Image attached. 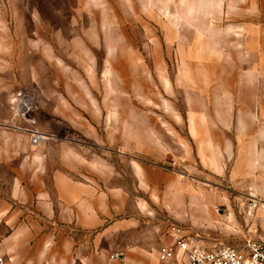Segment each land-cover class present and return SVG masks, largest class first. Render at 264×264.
Returning <instances> with one entry per match:
<instances>
[{"label":"rangeland","instance_id":"1","mask_svg":"<svg viewBox=\"0 0 264 264\" xmlns=\"http://www.w3.org/2000/svg\"><path fill=\"white\" fill-rule=\"evenodd\" d=\"M148 8L147 0H0V97H10L13 117L11 97L30 93L36 128L50 136L32 147L29 135L14 128L27 124L12 118L0 195L12 188L36 196L34 183L12 182V176L35 173L36 157L63 153L77 159V180L106 194L113 221L127 225L106 242L108 250L133 249L139 261L157 264V250L173 227L211 248L264 242V149L249 148L262 138L260 119L243 113L259 109L264 87L246 84L245 57L228 48L230 39L182 38L191 46L180 53L164 20ZM120 19L128 38H120ZM154 46L164 52L154 54ZM215 46H227L226 54L214 53ZM50 47L51 60L43 56ZM220 107L237 111L228 139L213 116ZM217 141H229L234 156L213 164ZM242 153L250 159L237 161ZM252 201L257 205L250 211Z\"/></svg>","mask_w":264,"mask_h":264},{"label":"crops","instance_id":"2","mask_svg":"<svg viewBox=\"0 0 264 264\" xmlns=\"http://www.w3.org/2000/svg\"><path fill=\"white\" fill-rule=\"evenodd\" d=\"M147 2L148 11L164 20L167 27L166 36L177 40L178 52L190 50L191 45H188L190 43L182 38L195 36L215 37L226 41L230 39L228 48H234L239 58L245 57L243 72L247 78L246 84L264 87V0H147ZM136 4L140 6L142 1L134 5ZM127 29L129 27L120 19V38L121 36L123 39L128 38ZM235 42L239 43L237 47L234 45ZM44 43L45 39L42 38L40 45L38 42V47ZM199 43H196L197 47H200L198 53L201 52ZM156 47L154 46L152 51L154 54L173 52V47L168 49L167 44L164 51H159ZM226 47L215 46L216 51L213 52L224 55ZM44 52L43 56L47 59L54 55L51 47ZM0 67H3L1 63ZM214 68H217L215 64ZM219 69H226L221 62ZM223 75V79L227 80L226 72ZM231 83L220 82L221 85H232ZM2 86L0 82V87ZM39 86L41 87V84ZM1 91L3 92L2 89ZM4 91L8 92L6 89ZM9 98L0 97V166L9 160L6 154L12 143L10 124L13 117L7 109ZM219 98L222 102L228 103L234 100V97ZM59 100L67 102L64 97ZM259 100V109L243 111L245 117L250 118L252 122L253 119H260L258 133L262 138L251 143L250 149L253 147L264 149L259 147V142L261 146L264 145V97H260ZM250 101L253 102V99ZM3 103L5 108L2 110ZM213 111V116L219 118L221 133L225 135L223 139H228L230 132L228 128L231 125L229 119L235 116L237 111L221 107ZM61 116L64 117V113H61ZM203 116L206 118L207 114ZM189 128L193 133L197 132L192 121ZM213 131L216 133L217 127ZM55 148L64 149L60 145H55ZM212 150L216 151L215 154L212 153L214 162L213 158L209 157L213 164L234 156L229 141L214 142ZM62 154L60 153L59 159L36 157L33 159L37 166L35 173L34 169L32 173L27 174L23 170L12 176V182L34 183L33 191L36 192V196L22 197L20 190L12 188L6 191L4 196L0 195V255L4 257L6 264H115L110 263L107 257L120 247L108 250L105 248L108 246L106 242L112 237H117L127 225L113 221L105 193L91 184L77 180L75 173L77 159H67ZM237 156L239 162L250 159L245 153L237 154L235 157ZM202 160L204 161L203 158ZM25 165L24 163L23 166ZM234 165L233 176H237L242 163ZM45 182L50 183L49 187H46ZM78 231L83 232L81 240L78 238ZM139 259L138 253H134L133 249L126 254L127 264H136ZM155 261L158 264L157 258Z\"/></svg>","mask_w":264,"mask_h":264},{"label":"built area","instance_id":"3","mask_svg":"<svg viewBox=\"0 0 264 264\" xmlns=\"http://www.w3.org/2000/svg\"><path fill=\"white\" fill-rule=\"evenodd\" d=\"M34 98L28 92H20L9 101V108L14 118L23 121L27 127H14L29 135L30 145L37 147L50 138L36 128L34 113ZM256 201L250 203L253 210ZM170 242L162 244L157 250V261L160 264H264V242L249 240L240 248L231 246L205 247L196 236L184 235L179 227H173L169 234ZM110 263L127 264L126 253L116 249L108 254ZM0 264H6L0 255Z\"/></svg>","mask_w":264,"mask_h":264}]
</instances>
